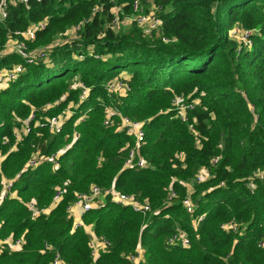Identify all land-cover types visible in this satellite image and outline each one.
Wrapping results in <instances>:
<instances>
[{
	"label": "trees",
	"instance_id": "16d2710c",
	"mask_svg": "<svg viewBox=\"0 0 264 264\" xmlns=\"http://www.w3.org/2000/svg\"><path fill=\"white\" fill-rule=\"evenodd\" d=\"M7 1L0 53L17 39L45 55L34 64L0 55V69L24 68L0 89V193L5 181L13 182L0 202V264H52L56 255L65 264H91L88 232L110 243L94 264H128L126 256L139 246L141 264H264V175L253 177L264 169V0H140L162 20L150 37L134 24L111 27V10L129 15L135 0ZM42 21L33 40L16 35ZM76 26L75 38L64 40ZM235 26L251 33V48L233 39ZM122 73L130 91L108 94L107 84ZM78 84L87 89L84 98ZM176 96L192 105L187 122L175 118ZM108 108L112 124L105 126ZM65 111L60 133L32 122L16 140L31 114L42 121ZM119 116L143 123L145 168L124 167L132 142L118 129ZM60 150L55 170L46 161L27 166L36 153L44 159ZM202 170L209 177L193 183L188 214L182 182ZM93 186L147 201L150 211L143 215L106 198L80 212L82 227L74 229L68 207ZM57 188L63 195L49 213L32 215L27 205L47 209ZM171 191L176 197L168 200ZM231 220L237 233L221 229ZM177 229L187 233L188 246L168 244ZM8 238L21 240L20 249L1 248Z\"/></svg>",
	"mask_w": 264,
	"mask_h": 264
},
{
	"label": "built area",
	"instance_id": "2783aa9c",
	"mask_svg": "<svg viewBox=\"0 0 264 264\" xmlns=\"http://www.w3.org/2000/svg\"><path fill=\"white\" fill-rule=\"evenodd\" d=\"M30 0H10V2L14 3H22L26 4ZM40 1V0H38ZM7 0H2V5L0 6V20H4L6 18V6H7ZM151 11H147V9L143 6V4L140 2V0H135L132 3L131 6V13L129 15L124 16L126 21L132 25H136L144 37H150L155 30L161 28L162 26V20L159 18V16L156 15L157 8L155 6H151ZM114 11L117 12V14H114ZM111 12L114 14V17L111 22L112 28H118V19L116 16H119V11L117 9L111 10ZM45 22H39L34 25H32L28 30H26L23 33L17 32L16 35L21 36L25 40H33L35 38V34L38 31H41L45 28ZM80 29V26H76L72 28L71 30L78 31ZM237 33L239 35L237 36ZM233 39L237 40L240 45H242L244 48H251V41L249 40V36L251 33L249 31H242L239 32L238 30H234L232 32ZM237 36V37H236ZM164 42H166L165 39H163ZM16 42L14 49L12 50V54H15L22 58L26 64H34L38 60L44 58V51L41 48H38L33 51H28L27 46L23 43L15 39ZM24 70L22 65H16L13 69H0V89L1 85H5L9 81L15 80L18 75ZM79 85V84H78ZM76 87H79L81 92V98H84L87 93V89L83 85H79ZM106 90L108 94L115 95V96H125L130 91V86L127 82V78L124 77H118L111 81L106 86ZM185 98L182 96H176L172 100V106L175 110V118L181 120L182 122H187L188 118L185 115V111L187 109H191L192 105L185 104ZM106 118L104 121L105 126H110L112 124L111 121V115L113 114V111L111 109H106ZM70 112L65 111L60 115H57L55 117L51 118H45L44 120L36 119L34 114H31L28 119L24 122V130L23 133L16 131L15 132V138L18 141L21 138V134H28L31 130L29 124L32 122H35V126L40 127H47L50 133L52 134H58L61 132L62 126L64 124V121L69 117ZM81 118L80 120H82ZM194 121V120H193ZM118 129L131 139V145H127L128 151L126 160L124 163V167L127 169H142L147 166V163L145 159L140 155V149L144 145V138H145V131L143 128V123L138 122L135 120H132L127 117H121L119 116V125ZM188 129L191 133L196 134L193 124L188 125ZM78 135L76 133L73 134L72 141L77 140ZM69 147V145H66L62 150H66ZM56 152L55 154H51L50 156L42 159L41 156H39V153H36L33 155V157L30 159V161L27 163L28 167H34L37 164L41 163L42 161H46L47 163L51 164L53 169H57L59 167L58 164V157L60 156L61 151ZM176 158L182 162L183 161V155L177 154ZM219 160V157L212 160V165L216 164ZM2 161V156L0 155V164ZM264 175V169L262 171L256 172L253 177L257 179H261ZM209 177V173L207 170H202L198 172L197 176L195 177L194 181L195 183L199 184L204 182ZM252 177H250L248 187L250 190L255 189V185L253 183ZM13 187V182L11 180L5 181L4 187L2 192L0 193V202L2 199L7 197L8 193H11ZM63 195V192L60 188L56 189V192L53 196L52 204L49 205L47 209H43L38 211L37 208L34 206L33 203H29L27 205L28 210L32 213V215H37L40 212L43 214H48L50 209L56 205L61 197ZM176 197V194L171 191L169 194L168 200H172ZM76 201L73 205L68 207L69 215L73 218V228L76 229L78 227H82V222L80 220L79 213H85L90 211L91 209L99 208L105 204L106 198H109V201L115 205L121 206V207H129L134 212H139L143 215H145L147 212L150 211V207L147 201H141L137 198L126 195L120 192L115 191L113 187H111L108 190H101L95 186H93L88 194H82L78 195L76 197ZM182 205L185 209V211L188 214L194 213V206L191 201V192L187 191L186 197L182 200ZM204 215L199 216L195 222L194 225H197L201 220H203ZM238 224L231 220L225 224L221 225V229L227 232H233L237 233L239 231ZM90 235V241H89V247L91 249V259L93 261L98 256L99 252L106 250L110 243L105 240L102 237H96L93 235L92 232H88ZM168 244L176 246L181 245L183 247H186L189 245V237L187 233L181 229H177L176 232L169 237ZM22 245L21 240L12 241L11 238L5 239L1 242V248H4V246H7L9 250L11 251H17L20 249ZM264 243H261V246H263ZM45 248H48V246L45 244ZM126 260L128 261V264H141L143 260V250L141 246L137 247L134 253L128 254L126 256ZM93 261L91 264H94ZM52 264H65L59 257V255H56L53 259Z\"/></svg>",
	"mask_w": 264,
	"mask_h": 264
},
{
	"label": "rangeland",
	"instance_id": "374dc122",
	"mask_svg": "<svg viewBox=\"0 0 264 264\" xmlns=\"http://www.w3.org/2000/svg\"><path fill=\"white\" fill-rule=\"evenodd\" d=\"M146 6V7H145ZM144 7L147 9V11H151V9H152V7H151V5L150 6H148V5H145ZM114 14L116 15L117 14V12L116 11H114ZM122 17V18H121ZM116 18L118 19V29L120 28V29H126V28H128L129 26H130V24L126 21V19H125V17H123V16H121V15H119V16H116ZM234 30H238L237 29V26H235L234 28H233V31ZM156 31V30H155ZM232 31V32H233ZM239 35V33H237V36ZM66 38L64 39V40H72V39H74L75 38V33H74V31L73 30H68L67 31V33H66ZM236 36V37H237ZM15 39H10L9 41H8V43L5 45V47L2 49V52L0 53V55L1 56H5V55H9V54H12L11 52H12V50L14 49V46H15V44H16V42H11V41H14ZM63 40V41H64ZM62 42V41H61ZM59 43V42H58ZM15 67V66H14ZM13 67V68H14ZM13 68H11V69H13ZM7 69V68H6ZM23 72V71H22ZM21 72V73H22ZM20 73V74H21ZM122 74H124V73H122ZM126 74V77H124V78H128V74L127 73H125ZM121 77H123L122 75H120ZM1 87H2V85H1ZM193 183H195V181L194 180H192V181H186V182H182V184H183V186H185V188H186V190L187 191H190L191 193H193V187L195 186V185H193Z\"/></svg>",
	"mask_w": 264,
	"mask_h": 264
},
{
	"label": "crops",
	"instance_id": "0c3cea01",
	"mask_svg": "<svg viewBox=\"0 0 264 264\" xmlns=\"http://www.w3.org/2000/svg\"><path fill=\"white\" fill-rule=\"evenodd\" d=\"M123 77H126V74L124 73V74H121Z\"/></svg>",
	"mask_w": 264,
	"mask_h": 264
}]
</instances>
